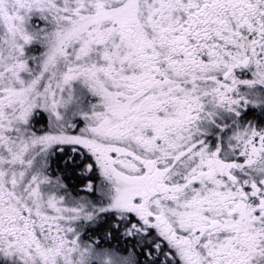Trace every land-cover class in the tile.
Instances as JSON below:
<instances>
[{
  "label": "snow or ice",
  "instance_id": "1",
  "mask_svg": "<svg viewBox=\"0 0 264 264\" xmlns=\"http://www.w3.org/2000/svg\"><path fill=\"white\" fill-rule=\"evenodd\" d=\"M0 264H264V0H0Z\"/></svg>",
  "mask_w": 264,
  "mask_h": 264
}]
</instances>
